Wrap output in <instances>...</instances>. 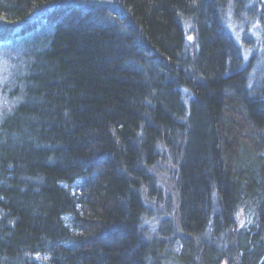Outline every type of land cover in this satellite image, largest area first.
<instances>
[{
  "label": "trees",
  "instance_id": "1",
  "mask_svg": "<svg viewBox=\"0 0 264 264\" xmlns=\"http://www.w3.org/2000/svg\"><path fill=\"white\" fill-rule=\"evenodd\" d=\"M246 1L0 0V264H264Z\"/></svg>",
  "mask_w": 264,
  "mask_h": 264
},
{
  "label": "rangeland",
  "instance_id": "2",
  "mask_svg": "<svg viewBox=\"0 0 264 264\" xmlns=\"http://www.w3.org/2000/svg\"><path fill=\"white\" fill-rule=\"evenodd\" d=\"M247 6L243 4V11L230 7L226 16L228 29L231 35L241 47L245 61L255 58L254 77L261 73L264 66V25L259 17L264 10L257 0H247ZM80 187V184L76 186Z\"/></svg>",
  "mask_w": 264,
  "mask_h": 264
},
{
  "label": "bare ground",
  "instance_id": "3",
  "mask_svg": "<svg viewBox=\"0 0 264 264\" xmlns=\"http://www.w3.org/2000/svg\"><path fill=\"white\" fill-rule=\"evenodd\" d=\"M166 229H169V226L167 225V228Z\"/></svg>",
  "mask_w": 264,
  "mask_h": 264
}]
</instances>
